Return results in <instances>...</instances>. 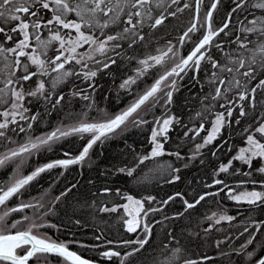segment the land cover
Masks as SVG:
<instances>
[{
  "label": "snow or ice",
  "instance_id": "obj_1",
  "mask_svg": "<svg viewBox=\"0 0 264 264\" xmlns=\"http://www.w3.org/2000/svg\"><path fill=\"white\" fill-rule=\"evenodd\" d=\"M0 144V264H264V0H0Z\"/></svg>",
  "mask_w": 264,
  "mask_h": 264
},
{
  "label": "trees",
  "instance_id": "obj_2",
  "mask_svg": "<svg viewBox=\"0 0 264 264\" xmlns=\"http://www.w3.org/2000/svg\"><path fill=\"white\" fill-rule=\"evenodd\" d=\"M187 19H188V13L185 12L183 20L181 23L182 24L186 23ZM174 24H175V22H170L169 25H166L163 29H161L159 34H161L162 31H164V29H165L168 33V36L166 37V39H176L177 34L174 31L171 32L172 26ZM183 83H184L185 87L182 88L178 93L175 94L176 103H175L174 107L177 111L183 110L185 113H187L188 107L185 106V100L188 98V90L191 88V85L188 83L187 79L185 81H183ZM133 139H137V137L134 136ZM122 147H123V144L119 143V142H114L110 145H107L106 149H105V156L110 159L116 153L117 149L122 148ZM224 152H225V154L223 153V155L226 156L227 150H225ZM41 159H43V157H41ZM101 159H104V157H101ZM203 159L205 161V163L203 165H201L200 161L195 160V161H193L192 164H190L188 166L187 170H182L183 182L181 184H179L178 187L183 188L185 186V183L187 182V180L191 179L194 176H197L198 174H201V178H202V174L209 171L208 163L212 160H215L216 157H211L208 153H204ZM65 171H66V175L62 178L61 181L58 182V184H60V185H63L65 183H67L68 181L73 180V177L77 176L78 169L70 166V168L68 170H65ZM50 175H51V178H54L55 175H57V173L53 172ZM49 181H50V176L42 174V179L40 180V184L39 185H33L32 194L35 195L36 190L38 188L42 189V188L46 187L47 183ZM73 195H75V193H73ZM69 199H71V197ZM209 199H211V198H209ZM207 205H208V200H206L205 203L200 206L199 211H201V212L207 211ZM213 207H214V205H213ZM232 210H233V212L240 210V206L236 205V204H232ZM224 223L226 224V226L231 227V225H228L227 222H224ZM67 231H68V229H65L63 232L64 235H66V237H67Z\"/></svg>",
  "mask_w": 264,
  "mask_h": 264
},
{
  "label": "flooded vegetation",
  "instance_id": "obj_3",
  "mask_svg": "<svg viewBox=\"0 0 264 264\" xmlns=\"http://www.w3.org/2000/svg\"><path fill=\"white\" fill-rule=\"evenodd\" d=\"M175 33H176V32H175ZM106 80H111V79L108 78V77H105L103 80L98 81V82L101 83V84L103 85V82L106 81ZM149 82H150V81H149ZM103 93H104V91H103V89H102V91L99 92V95H100V96H103ZM122 95L124 96V100H123V101L121 100L119 103H114V105H112L111 97H110V99L106 102V103H107V107L109 108L110 111H115V110H117L119 107H123L124 104H127V103L129 102V97H128L127 95H124L123 93H122ZM52 120H53V123H55L56 120H57V117H56L55 115H53ZM39 130H40V131H43V130H44V127L41 125L40 128H39ZM0 150H2V149H0ZM224 154H225V152H224ZM197 161H200V160L198 159ZM2 176H3V173L0 172V177H2ZM0 210H2V208H0ZM50 231H55V230H50ZM62 235L64 236V238H68V237H66V235H64V233H62Z\"/></svg>",
  "mask_w": 264,
  "mask_h": 264
},
{
  "label": "bare ground",
  "instance_id": "obj_4",
  "mask_svg": "<svg viewBox=\"0 0 264 264\" xmlns=\"http://www.w3.org/2000/svg\"><path fill=\"white\" fill-rule=\"evenodd\" d=\"M165 32H167V31L164 29V31H162V33L158 34V35H163ZM171 32H173V31H171ZM116 83L118 84L119 80H117ZM102 89H103L104 92H110L112 105H114V103H119L121 100L122 101L124 100V96L122 94L120 96H117L116 90H115V87L113 86L112 80L104 81ZM0 149H2V144H0ZM61 218L63 219V217H61Z\"/></svg>",
  "mask_w": 264,
  "mask_h": 264
}]
</instances>
